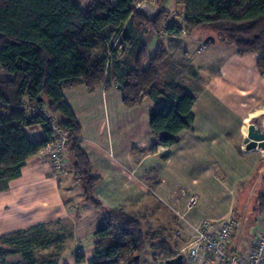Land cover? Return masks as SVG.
Instances as JSON below:
<instances>
[{
	"label": "trees",
	"instance_id": "1",
	"mask_svg": "<svg viewBox=\"0 0 264 264\" xmlns=\"http://www.w3.org/2000/svg\"><path fill=\"white\" fill-rule=\"evenodd\" d=\"M174 3L184 9L181 22L163 25L166 11L149 16L133 0H0V191L50 140L42 112L27 110L37 106L67 130V155L84 199L104 207L94 193L100 177L80 147L81 126L63 96L64 88L84 85L92 92L101 84L105 90L116 86L123 107L150 99L154 106L149 109V127L155 139L151 152L157 145L177 143L182 130L192 129V107L200 88L194 82L165 81L175 64L162 30L166 36H178L182 30L209 28L238 56L258 54L256 66L264 75V0ZM136 28L156 34L158 43L151 55L148 44L132 35ZM36 126L44 131L38 140L28 131ZM261 204L262 213L264 201ZM171 225L153 229L142 216L108 210L95 230L94 255L87 263L140 264L150 244L154 264H166L180 254L177 241H189L175 236L178 227ZM64 239V234L43 225L3 234L0 264H8L6 259L15 255L21 260L11 264H36L37 252ZM53 249L56 254L41 256L42 264H59L63 246L55 244ZM75 256L76 263L83 262L81 254Z\"/></svg>",
	"mask_w": 264,
	"mask_h": 264
},
{
	"label": "crops",
	"instance_id": "2",
	"mask_svg": "<svg viewBox=\"0 0 264 264\" xmlns=\"http://www.w3.org/2000/svg\"><path fill=\"white\" fill-rule=\"evenodd\" d=\"M137 31L151 55L158 43L156 34L149 28L132 32ZM189 35L162 39L172 64H182L177 76L170 78L194 82L200 88L192 107V129L182 130L177 143L157 145L151 152L155 139L149 127V109L154 106L150 99L123 107L116 86L105 90L101 84L92 92L84 85L64 88L63 96L81 126L80 147L92 172L100 177L94 193L104 207L84 199L74 183L68 155L69 174L60 176L51 170L47 155L37 153L0 191V236L37 225L54 230L59 226L65 239L49 247L63 246L59 264H88L94 255L97 224L108 210L139 215L146 222L152 218L160 225L175 224V236L188 240L201 220H219L234 212L237 186L254 175L264 157V149L247 150L243 144L254 118L264 126V75L256 66L259 55L240 57L214 36L212 48L201 49L204 42ZM28 131L32 139L44 137L39 126ZM191 199L194 202L189 204ZM70 240L78 241L83 262L76 263L74 254L63 252Z\"/></svg>",
	"mask_w": 264,
	"mask_h": 264
},
{
	"label": "built area",
	"instance_id": "3",
	"mask_svg": "<svg viewBox=\"0 0 264 264\" xmlns=\"http://www.w3.org/2000/svg\"><path fill=\"white\" fill-rule=\"evenodd\" d=\"M184 32L185 30H182V33ZM27 110L42 112L51 130L50 140L38 153L47 155L54 174L68 175V161L65 159L67 130L62 128L53 116L37 106L27 107ZM79 182L80 178L74 177V183ZM193 202L194 199H191L189 204ZM239 226L240 222L232 215L219 220H201L195 234L185 245L186 257L183 264H264V211L256 219V230L245 248L242 246L236 248L232 245ZM77 253L81 254V250Z\"/></svg>",
	"mask_w": 264,
	"mask_h": 264
},
{
	"label": "rangeland",
	"instance_id": "4",
	"mask_svg": "<svg viewBox=\"0 0 264 264\" xmlns=\"http://www.w3.org/2000/svg\"><path fill=\"white\" fill-rule=\"evenodd\" d=\"M133 1H134V5L136 8L142 9L149 16L155 14L159 10L166 11L167 15L165 16L163 25L171 22L172 20H177V21L179 20V22H181V20H182L184 9L182 6L176 5L174 3V0H155L152 2L149 0H133ZM137 3H138V5H137ZM187 33H188V31L186 30L183 33V35H185ZM140 34L141 33L137 31V32H134L132 35L134 37L138 38V36ZM161 34H162L161 38H164V36H166V33L163 30H162ZM208 35L214 36L217 39V41L220 42L218 39L217 33L210 30L209 28H198V29H195L193 31H190L189 37L193 38L194 36H198L204 42V39ZM183 37L186 38L185 36H183ZM139 39H141V38H139ZM143 39L146 41H149L148 36H144ZM205 46L212 48L211 47L212 45H210V43L204 42L201 45V49H203ZM191 53L192 52H190V55H191ZM186 62L187 61H185L184 63L186 64V67H187L188 64ZM173 64H175V67L169 69L170 74H169V72H167L166 75L164 76V79L167 81H172V79L170 77H172V76L175 77V75L177 76L176 71H177V69L180 68V65H182V64H179L178 62H173ZM172 73H174V74H172ZM186 83H189V82H186ZM65 159L68 160L67 159V153H66ZM68 171H70L69 166H68ZM72 187L75 188V190H77V188H78L75 186H72ZM48 193H49V190H48L47 194ZM237 194H238V195H236L237 202H236V205L234 208V212L231 215L238 219V221L240 222V226H239L240 228L237 230V232L234 236V239L232 241V245L236 248L239 246H242L243 248H245L249 244V242H250L251 238L253 237V234L256 230V219L263 213V212L261 213L260 211L263 208V205L261 204V202L264 201V199L262 200V196H264V157L259 162V165L257 166V170L255 171L254 175L249 180H247L246 182L240 183L237 186ZM80 203H79L78 207L81 210L82 207H81ZM82 203L86 204L85 202H82ZM87 206H89L90 208H94L90 204H88ZM97 210L99 211L100 209H97ZM148 224H150V225L152 224L153 228H157L158 226H160L159 222H156L152 218H151V220H148L146 222V225H148ZM55 228H56V230H58L59 226H56ZM179 234H181V232H179ZM177 243H178L177 249L180 251V254L183 255V261H184V259L186 257V251L184 250L186 243H184L182 241H177ZM66 244H67V246L64 248L63 252L66 255H72V254L75 255L76 251H77L78 241H76V240L71 241L70 240L69 243H66ZM49 254H56V251L54 249L48 248V249H41L39 252H37V254H36L37 263L36 264H42L41 263L42 262L41 256H47L48 257ZM152 255H153V249L150 247V244H148L140 256V264H154V262L152 260ZM19 257H20L19 255L8 257L6 259L7 263L8 264L16 263L19 260Z\"/></svg>",
	"mask_w": 264,
	"mask_h": 264
},
{
	"label": "water",
	"instance_id": "5",
	"mask_svg": "<svg viewBox=\"0 0 264 264\" xmlns=\"http://www.w3.org/2000/svg\"><path fill=\"white\" fill-rule=\"evenodd\" d=\"M204 42L213 43L214 37L208 35L204 39ZM243 144L247 150L254 148L264 149V126L258 118H254L251 123H249L246 137L243 139ZM166 264H183V255L177 254L175 257L166 260Z\"/></svg>",
	"mask_w": 264,
	"mask_h": 264
}]
</instances>
